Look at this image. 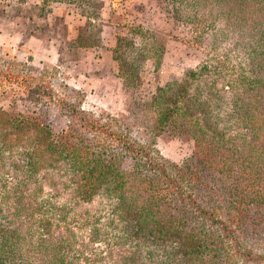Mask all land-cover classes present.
<instances>
[{
  "label": "trees",
  "instance_id": "trees-1",
  "mask_svg": "<svg viewBox=\"0 0 264 264\" xmlns=\"http://www.w3.org/2000/svg\"><path fill=\"white\" fill-rule=\"evenodd\" d=\"M183 2L196 0L172 4L176 9ZM188 14L192 23L199 22L200 34L210 27L212 41L222 39L240 63L232 74L206 85L197 81L206 67L186 73L180 82L157 90L151 116L141 115L152 135L193 142L192 155L181 166L150 153L126 130L86 120V113L59 99L71 124L63 134L36 116L0 112V171L20 155L29 178L40 172V183L51 185V198L69 191L89 202L99 194L109 202L112 218L123 221L130 233L175 242L176 251L166 253L162 264H171L175 255L174 264H258L245 240L264 245V0H198ZM18 84L23 82L16 75L0 71V88ZM39 186L26 197L18 195L16 183L3 186L0 217L6 210L8 221L0 225V264H7L1 257L10 254L8 240L21 234L27 258L20 264L64 263L61 244L71 236L66 229L51 231L42 217V234L35 241L24 229L34 214L45 213L47 200L35 199ZM90 237L95 239L93 233Z\"/></svg>",
  "mask_w": 264,
  "mask_h": 264
},
{
  "label": "rangeland",
  "instance_id": "rangeland-1",
  "mask_svg": "<svg viewBox=\"0 0 264 264\" xmlns=\"http://www.w3.org/2000/svg\"><path fill=\"white\" fill-rule=\"evenodd\" d=\"M6 1L7 7H0L4 23L0 71L16 75L23 84L0 88V112L36 116L51 131L63 134L71 126L67 108L58 102L64 99L86 113V120L105 123L112 131L126 130L132 141L176 166L191 157L193 142L170 139L166 133L152 135L150 123L141 120V115L151 116L149 104L157 90L180 82L186 73L206 67L197 79L206 85L213 77L232 74L240 63L222 39L212 41L209 26L200 34L195 28L199 22L189 20L186 14L198 0L183 2L176 9L173 0ZM62 13L64 21L55 17ZM23 86L33 92L25 93ZM194 87L191 84L189 91ZM218 95L228 100V95ZM10 160L14 162L5 161L4 171H0V199L3 186L11 182L24 197L41 185L35 199L39 203L47 200L45 213L34 214L24 229L33 234V241L42 234V219L51 231L60 227L63 233L66 229L71 236L61 244L62 264H162L166 253L176 251L173 241L153 242L151 237L144 239L127 231L123 221L112 218L109 202L99 194L89 202L78 201L69 191L51 198V185L40 183V172L35 178L28 177L23 156ZM6 217L3 210L0 225L8 221ZM22 235L8 240L10 254L5 258L1 254L7 264L25 262ZM245 241L259 258L258 264H264L260 240ZM94 251L97 256H91ZM176 261L178 255L171 264Z\"/></svg>",
  "mask_w": 264,
  "mask_h": 264
},
{
  "label": "crops",
  "instance_id": "crops-1",
  "mask_svg": "<svg viewBox=\"0 0 264 264\" xmlns=\"http://www.w3.org/2000/svg\"><path fill=\"white\" fill-rule=\"evenodd\" d=\"M8 3H7V1L6 0H0V7L1 8H5V7H7L6 5H7ZM13 4H11V6H12ZM10 7V6H9ZM55 17H60V19H62L63 21H64V19H65V14L64 13H62V14H60V15H55ZM4 26V23H3V18H2V16H0V29L2 28ZM1 34H3V31H1L0 30V35Z\"/></svg>",
  "mask_w": 264,
  "mask_h": 264
}]
</instances>
